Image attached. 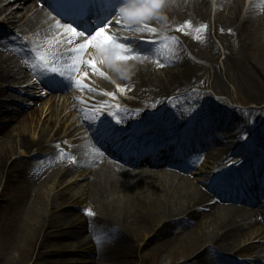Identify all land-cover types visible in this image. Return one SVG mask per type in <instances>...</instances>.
I'll use <instances>...</instances> for the list:
<instances>
[{
  "label": "bare ground",
  "instance_id": "bare-ground-1",
  "mask_svg": "<svg viewBox=\"0 0 264 264\" xmlns=\"http://www.w3.org/2000/svg\"><path fill=\"white\" fill-rule=\"evenodd\" d=\"M30 2L33 4L28 7L22 17L18 18L15 11L7 13L11 4L15 3L12 0H4L5 5L0 6V23H6L7 27L0 29V34L7 37L11 28L18 34H22V37L29 33L40 35L54 24L44 19L45 13L37 9L41 0L35 3L34 0H30ZM243 5L244 0H214L212 6L215 9L212 15L209 0H165V6L161 9L159 18L154 17L146 22L155 27L161 36L176 38L178 44L169 42V49L175 51L176 55H171L169 50H162L160 55H156L152 49L147 50L141 47L144 50L142 56L149 58L140 60H152L154 66L138 63L121 64L120 72L107 66L109 75L127 92L125 98H118L116 101L118 106L116 111L119 115L117 120L125 124L128 119L126 115L130 114L141 120L137 131H144L142 128H145L164 134L165 130L156 125L160 124L159 121L164 119L165 115L170 118L171 123H179L196 121L199 113H202L207 120L201 127L208 134L207 139L212 141L199 142L201 149L194 156L209 160L205 161L206 163H213L219 161L221 157H226L232 149L227 150L225 146L219 145L220 148H217L216 152L212 148L214 142L220 140L224 131H227L228 135L230 133V137L237 138L234 135H242L245 138L244 132L253 129L256 119L252 117L250 109L238 110L230 107L222 98L199 92L198 87L202 85L203 77L202 66H199L198 60V63H194L186 55L189 52L195 53L198 47H201L199 51H203L206 45L212 46L209 21L215 36L220 31L229 33L230 39L239 48L238 55L224 56L223 71L216 65L213 48L210 47L208 54L203 57L204 64L207 66L209 64L208 69L211 71L210 88L213 93L216 96L228 93L226 84L222 80L224 77L240 87L242 93L244 92L253 103L263 101L264 90L259 89V81L264 78L262 68L264 67V0H253L246 11L243 10ZM185 22L190 23L192 27L184 28L183 32L175 31ZM202 26L206 28L197 32L196 29ZM113 30L115 35L122 37L120 34L123 32ZM134 34L135 32H132L131 35ZM140 35L150 36L146 32ZM4 49L5 45L1 44L0 52L4 53ZM241 51L252 53L253 56L250 54L251 57H245ZM175 57L178 58L177 64L173 62ZM160 60L165 63L166 68L158 66L157 61L160 62ZM9 62L10 60L0 55V109L6 108V110H10V107L7 101L3 100L9 99L11 95H5V86L20 87L25 83L24 78L27 75V72L17 65L15 66L17 70L14 71L8 65ZM81 67L84 70V67ZM157 72H159L158 75ZM92 80L95 83V77ZM35 82L36 87L43 86L41 81L36 79ZM97 84L100 88L107 89L103 81L99 80ZM31 85L28 88L34 87ZM58 89L67 90L72 96L76 93L85 96L84 91L67 83L63 87L56 88V91ZM183 95L186 96L183 97ZM90 97L93 99V96ZM112 108H107L104 112L112 116ZM56 110L63 113L62 108ZM65 110L64 114L70 113L69 115L73 116V121L70 123V135L68 133L63 136L66 131L62 132L60 128H57V125L52 123L51 117L41 120L42 115L36 110H31L27 115L17 113L10 124H0V184L3 180L7 183L15 181L16 191L11 208L21 217V220L28 215L26 222L20 224V221L16 223L14 219L7 227L15 225L14 228L19 232L17 248L20 253V250H23L28 243H35L36 249L40 247L44 250L48 248L45 247L46 245L43 246L46 239L53 238L51 246L54 249L51 252L41 251V249L34 251L31 256H28L27 264H72V259L67 257V250L70 247L71 249L77 247L87 248L90 252V248L88 249L90 244L93 251L92 264H101V261L103 264H134L135 262L131 259L134 254V243L150 234L163 235L157 242L156 248L173 242L182 243L184 249L186 246L198 245L188 257L192 256L193 260L201 264L229 263L225 256L233 258L236 262L238 260H235V257L238 253L254 248L258 240L253 237L252 226L245 222L250 218L245 215L244 208H238L232 204L227 207L219 206L217 203H212L211 197L187 179L177 178L168 171L164 172L162 168L152 169L159 162L171 164L169 155L158 158L156 164L141 157L140 162L146 163V166L150 168L147 169L149 171L138 167L140 162L138 163L137 160H127L118 156L115 164H106L102 147L107 142L110 143L112 138L97 142L100 135H95L88 144L79 143L77 139L73 140L75 146L70 154L75 162L68 166V161H63L65 159L61 156L56 143L59 138L63 141L66 137H68L67 141H71L70 138L76 136L74 134L76 126L83 125L87 128L91 125V116L78 113L72 102L68 110L67 108ZM261 111L264 112V108ZM61 119H65L64 115ZM107 122L101 129L102 135L112 130L111 127L107 128ZM155 122H157L156 125H154ZM111 123L112 121L109 120L110 126ZM240 128L243 132L235 134ZM50 133L54 137L50 138ZM262 135L264 136V130L257 133L254 139L257 140ZM129 138L134 137L131 135ZM263 142L262 140L261 143ZM113 146L115 145L108 144L109 149ZM15 147L22 152L44 153L41 156L32 157L36 163L28 166L31 170H15L12 165L7 168L8 161L15 155ZM92 148L98 149L102 155H94ZM166 152L163 151V153ZM236 152L243 154L244 150H236ZM96 163L99 167L95 166ZM225 163L228 166L232 165L229 158H226ZM44 168L53 170L63 168L64 171L61 176L59 175L57 184L55 183L50 190L53 195H49L47 200L49 214L40 218L35 213L34 202L39 201L41 197L39 190L45 187L48 180V176L43 171ZM71 171H76V175L82 182L77 184L79 187L76 191L69 190L72 186L71 181L68 179L63 181ZM239 175L230 176L225 183L229 182L232 187L235 186ZM208 176L213 180V174ZM214 180L215 183L222 181L218 178ZM65 183L68 186L59 190ZM220 185L223 183L220 182ZM257 201L260 215L264 219V198ZM29 203L30 205L26 208ZM77 204L82 205L79 213L74 210ZM237 205L240 203L238 202ZM88 211L94 215L88 216L86 214ZM165 231L174 232V235L167 237ZM83 232L88 235V239L82 237ZM94 232L96 235L108 237V243L98 247L94 240ZM245 256L250 257L246 264H264V249L257 248L256 252L247 253ZM17 258L21 260L22 255H18Z\"/></svg>",
  "mask_w": 264,
  "mask_h": 264
},
{
  "label": "rangeland",
  "instance_id": "rangeland-1",
  "mask_svg": "<svg viewBox=\"0 0 264 264\" xmlns=\"http://www.w3.org/2000/svg\"><path fill=\"white\" fill-rule=\"evenodd\" d=\"M252 1L253 0H244V5H243L244 11H246L248 9V7ZM209 2L211 3V9H212V15H213L215 8H214V6H212V4H214V0H209ZM16 7L17 6H15V8ZM11 10H14V9H11ZM23 14H24V12H22L21 10L16 12V16L19 18L22 17ZM113 24H115V18L113 20ZM0 25H1V28L7 27L6 23H3V24L0 23ZM149 26L152 28H155L152 25H149ZM208 26H209L210 37H211L210 40L212 42V46L206 45V47L204 48L203 51H199V49L201 47H198V50L195 53L189 52V54L186 55V57L189 58L194 63L195 62L198 63L197 62V60H198L199 66L200 65L202 66V71H201V74L203 76L202 77V85L200 87H198L199 88L198 90H200L199 92H203V93L206 92L210 95H213L216 98L224 99L229 104V106L232 108H236L238 110H249L250 109L252 117L256 119V123H255L252 130L244 132V136H246L245 138L252 139L259 131L264 130V112L261 111L264 108V100L261 102L257 101L255 103H253L251 101V99H249L248 96L244 92L242 93L240 87H238L236 84L231 82V80L230 81L226 80L224 77L222 78V80L226 84V88H227L228 93L226 95H221V96H216L213 93V91L210 88V83L212 82L211 81V79H212L211 71L208 69L209 64H208V66H207V64H204L203 57L208 54L210 47L213 48L214 59L216 61V65L218 66V68L221 71H223V69H225V65L223 62L224 56L227 54H234V55L237 54L238 55L239 48L230 39L229 33H225L223 31H220L218 33V35L215 36V31L213 28L211 29L209 21H208ZM113 29L123 32V33H121L123 35L122 37H127L129 41H135L139 47L150 46V44L146 43V41L158 40L161 37V34L158 32L157 29H156V35L155 36L151 35L150 37L139 36V33H136L135 36H130L129 31H127L128 33H125L126 31L124 32L123 30H120L119 25H116V27H114ZM111 31H112V29H111ZM10 33L15 34L13 29H11V28H10ZM1 41H3V38H0V42ZM241 53L245 57L253 56L252 53H248V52L243 53L242 51H241ZM9 54L13 55L12 53L7 52L6 56H8L10 59H12ZM250 54H251V56H250ZM86 58H88V57H86ZM15 59H16V61L18 60L16 57H15ZM176 61H178L177 57L174 58L173 62H176ZM13 62H15V61L13 60ZM136 62H138V64H142L145 66L150 65V61L132 60V61H127V62H121L120 67H121V64L131 65V64L136 63ZM176 64H177V62H176ZM10 66H11V68L14 69L15 64H11ZM107 66H108L107 64H98L97 65L99 70L104 73L103 77L94 74L91 71V69L87 68V67H84V71H81V72H87L88 76L86 78L78 76L77 78L82 79L83 83L87 84L89 88L94 90L92 92H89V91H87V89H85L84 90L85 96H83V94H79L77 96L73 95L72 97H69L67 95H65V96H58L57 95L54 98V97H49L45 92L38 91V90L34 89L32 91L34 98L29 100L30 102H32V104H33L32 106H29L26 109L25 108L22 109L21 107H19V105H24V104L29 105L30 102H26V100H24V98H20L18 100L16 97H14V98H12L11 101H9L10 109L11 108L12 109H11L10 113H6L5 116H7L9 118L10 115H13V112L17 113L19 111L25 114L36 103H38L40 105L36 107V112L39 113L40 115H42L41 120H45L46 117H51L53 119L52 123L57 125L56 126L57 128H60V130L62 132L66 131V133L63 134V136L67 135L68 133L70 134L71 133L70 123H71V121H73V116H70L69 115L70 113L64 114V112L66 111L65 110L66 108L68 110L71 102L74 103V105L76 106V111L78 113H81L85 116H92L93 115L92 109L94 107H99L102 104H104V105L109 104L110 106L115 105V99L116 98H123L125 96L124 87L121 84H119L117 81H114L113 78L108 74ZM151 66H154V64H151ZM162 68H166L165 65H163ZM176 68H179V66H176ZM262 68L264 69V67H262ZM159 72H157V75ZM93 76L95 77V83H93V80H92ZM99 80L103 81L106 84V86H107L106 90L97 86L98 85L97 82ZM118 88L123 89V91L118 90ZM261 88L264 90V78H262V80L259 81V89L261 90ZM103 93H112L115 98H113L112 96L104 95ZM10 94L11 95L13 94L15 96V92H12ZM90 96H93V99ZM185 96L186 95H183V97H185ZM94 99H96V101ZM57 108H62L63 113L58 112L56 110ZM53 111L55 113H53ZM181 114H182V112H181ZM63 115L65 117L64 120L61 119L63 117ZM105 115H106V113L104 112V110H102L99 113V119L92 121L93 124L95 122L104 120ZM197 120L205 121V120H207V117H205L202 113H199ZM138 123H139L138 120L131 118V120L127 124H130L132 127L137 128ZM40 126H41V124H40ZM94 126H95V124H94ZM241 132H243V131L240 128L239 130L236 131L235 134H241ZM226 133H227V131H224L222 133L221 141L218 142L219 144L215 145V147L217 146V148H220V147H218L219 145H225L226 149H229V148L232 149L234 146L231 143L227 144L226 142H228V141L235 142L237 144V146H241V147L246 145L247 141L242 135H234L235 137L237 136V138H233V137L229 136L230 133H229V135ZM78 134L79 133L77 132V129H76L75 135L78 136ZM49 136H50V138L54 137L52 133H50ZM72 138H74V136ZM60 141L61 140L59 138V140L57 142H60ZM68 145L69 144H66L65 141H64V143L62 142L61 147H59V149L61 151L60 153L63 154L62 156L73 161V159L69 155L70 149L68 148ZM247 145H250L249 147H252L253 145H255V141L252 140ZM66 149H69V150L66 151ZM14 153H15V155H13L7 163V168H9L12 165L15 170H18V169H25L29 165L36 163V162H34L32 157L35 155L40 156L44 152H42V153L39 151H36V152H34V151L33 152L23 151L22 152V151H19V149H16V147H15ZM231 155H229V159H235ZM221 158H223V157H221ZM196 170H200L202 173L214 174L218 177H219V175H221V173H223V172L226 173L228 171V169H226V166L224 165V161H222V160H219V161H216L213 163H210V162L206 163L205 162L203 166L197 165ZM63 171H64L63 168H59L57 170L49 169V170L45 171V175H48V180L46 181L45 187L41 188L39 190V193L41 194L39 201L34 202L35 203L34 209H35V213H36L37 217L43 216L47 213L49 214L48 209H47L48 196L53 195V193L50 190H52L55 183L57 184L58 179L62 175ZM75 172L76 171H71L70 174H68L67 177H65V179H63V181H66L68 179L69 181L72 182V186H70V189H69L71 191H73V190L76 191L77 188L79 187V185H77V184L82 183L80 181V179L78 178V175H76ZM76 177H77V180L75 181ZM191 179L192 180L190 182L193 185H195L199 190L202 189L203 191L206 192L207 187H211V186H209L210 184L208 183L209 178L203 174H201L197 177H191ZM9 180L10 179H8V181ZM188 180H190V179H188ZM14 182L15 181L12 180V181H9V183H7V182H5V180H3L0 184V262H2L1 264H3V263H5V264H27L26 261L28 259V256L29 255L31 256L34 251H36V250L40 251V249H41V251L51 252L54 249L51 246L53 238L50 237V238L46 239V243L43 245V246L46 245L45 247H48L44 250L40 247L36 249L35 243H28L26 247H23V250H20L22 254L19 252V250L17 248V246L19 244L17 243V241H19V239H20V234L14 228L15 225H13L12 227H7V226L10 225V223L14 219H16V223L18 221H20L19 222L20 224L22 222H26L27 221L26 218L28 215L24 216V219L21 220V217L16 215L15 212H13V210L11 208V202H12V199H13V197L15 195V191H16V184ZM203 183H208V185L205 187V185H203ZM66 186H68V184L65 183L63 186H61V188L59 190L65 188ZM33 190H36V188H33ZM207 194L211 197V195L209 193H207ZM80 204H77V207L74 208V210L77 213H79L81 211L80 207L82 205H80ZM29 205H30V203L26 206V208H28ZM84 205H85V203L83 204V206ZM26 208H24V210H26ZM251 210H252V216L253 217H252L250 226H252V231H254L253 237H256V239L258 241L255 242L254 248H250L249 250L242 251V253H238L236 255V258H238V260H240L242 262L240 264H244L250 258V257L245 256L247 253L252 254V253L256 252L257 248L264 249V219H261V217L259 216L258 211H260V210L258 209V206L252 207ZM164 233L166 234L167 237L168 236L172 237L174 235V232H171V231H165ZM85 234L86 233L83 232L82 237L85 236L87 238V235H85ZM162 237H163V235L162 236H153L152 234H150L149 236L145 237L141 241L134 243V245H135V247L133 248L134 254L131 258L135 262L134 264H196L192 261V256L188 257V255L192 254V252L196 249V247H198V245L193 246V247L186 246V248L184 249L182 243L173 242L170 244L163 245L159 248H156L155 246H156L157 242L159 240H161ZM91 247H92V245H91ZM91 247H89L90 250H92ZM67 253L69 255V256L67 255V257L68 258L71 257L70 259H72V262H71L72 264H92V262H93V255H92L93 251L88 252L87 249H81V248H77V247L74 249H71V247H70L69 250H67ZM18 255H22L21 260L17 258ZM19 260H20V262H19ZM125 260L127 261V258H125ZM125 260H124V262H125ZM28 264H30V263H28ZM58 264H61V263H58ZM101 264H103V261H101ZM199 264H201V263H199ZM219 264H221V263H219ZM224 264H226V263H224Z\"/></svg>",
  "mask_w": 264,
  "mask_h": 264
},
{
  "label": "snow or ice",
  "instance_id": "snow-or-ice-1",
  "mask_svg": "<svg viewBox=\"0 0 264 264\" xmlns=\"http://www.w3.org/2000/svg\"><path fill=\"white\" fill-rule=\"evenodd\" d=\"M118 4L120 5L118 12L116 4H112L110 10L105 8L101 12L96 8L95 0H90L85 11L89 15L95 12L96 20L91 24L81 23L79 30L70 21L61 23L60 20H55V23L50 26V31L55 35L53 39L46 41L47 48L38 50L43 46L34 42L30 50L32 56L25 61L32 75L52 89L63 87L67 83L80 91L87 89L92 92L93 89L83 83L82 79L77 78L78 76L84 78L88 76L87 72H81V66L90 68L94 74L103 77L104 73L99 70L98 64H107L114 71L120 72L122 71L121 62L148 59V56H142L144 50L135 41H129L127 37H118L111 29L119 25L120 30L123 31L146 32L155 36L156 29L150 27L146 21L154 17L159 18V13L165 6V0H118ZM81 15H84V11L81 12ZM113 16L115 24L112 22ZM189 27L192 25L185 22L175 31L183 32L184 28ZM204 28L206 26L197 28L196 31H202ZM169 42L178 44L176 38L170 36H161L158 40L146 41L152 45V52L156 55H160L162 50L171 51ZM65 44L69 46L65 53L52 51L53 48ZM171 55L175 56V51H171ZM157 63L158 66H163L159 61ZM118 90L123 91L119 88ZM103 94L115 98L112 93ZM106 107L110 108L111 106L102 104L99 107H94L92 120L99 119V113ZM117 122L119 123V121ZM91 151L94 155H102L98 149L92 148ZM86 214L94 215L91 211ZM94 240L98 247H103L108 243L109 238L96 235L94 232Z\"/></svg>",
  "mask_w": 264,
  "mask_h": 264
}]
</instances>
